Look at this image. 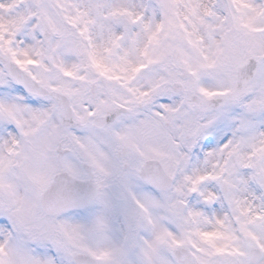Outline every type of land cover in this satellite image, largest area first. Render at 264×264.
Instances as JSON below:
<instances>
[{"label": "snow or ice", "instance_id": "6c2138e0", "mask_svg": "<svg viewBox=\"0 0 264 264\" xmlns=\"http://www.w3.org/2000/svg\"><path fill=\"white\" fill-rule=\"evenodd\" d=\"M0 264H264V0H0Z\"/></svg>", "mask_w": 264, "mask_h": 264}]
</instances>
